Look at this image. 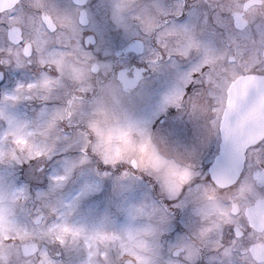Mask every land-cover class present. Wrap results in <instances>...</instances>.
Wrapping results in <instances>:
<instances>
[{
  "label": "snow or ice",
  "instance_id": "obj_1",
  "mask_svg": "<svg viewBox=\"0 0 264 264\" xmlns=\"http://www.w3.org/2000/svg\"><path fill=\"white\" fill-rule=\"evenodd\" d=\"M0 264H264V0H0Z\"/></svg>",
  "mask_w": 264,
  "mask_h": 264
},
{
  "label": "flooded vegetation",
  "instance_id": "obj_2",
  "mask_svg": "<svg viewBox=\"0 0 264 264\" xmlns=\"http://www.w3.org/2000/svg\"><path fill=\"white\" fill-rule=\"evenodd\" d=\"M164 86V78H161L160 80H158L154 85H153V89L155 91H158L160 88H162ZM160 128L162 131H165V132H173L174 133V129L172 127H170L167 123L164 124V125H160ZM145 183L148 185L149 184V178H145ZM106 197H107V200H105L104 202H109V200L111 199V192H106ZM97 197H101V194H99ZM94 203L98 204V203H101L102 204V201L101 199L98 200V198H96L95 200H93ZM92 201V202H93Z\"/></svg>",
  "mask_w": 264,
  "mask_h": 264
},
{
  "label": "rangeland",
  "instance_id": "obj_3",
  "mask_svg": "<svg viewBox=\"0 0 264 264\" xmlns=\"http://www.w3.org/2000/svg\"><path fill=\"white\" fill-rule=\"evenodd\" d=\"M145 185H147V184L145 183ZM106 192H111V185H110V183L109 184H106L105 189H104V191L102 193L95 194L93 196L92 200L90 201V203H92L94 206H97L98 205L101 209H103L105 206L108 205L107 202H104L105 200H107ZM99 194H101V197H97ZM96 198H98V200L101 199L102 204L101 203H98V204L94 203L93 200H95Z\"/></svg>",
  "mask_w": 264,
  "mask_h": 264
}]
</instances>
